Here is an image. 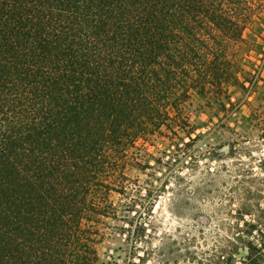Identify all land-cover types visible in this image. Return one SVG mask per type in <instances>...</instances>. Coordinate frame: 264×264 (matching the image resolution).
<instances>
[{
  "label": "trees",
  "instance_id": "16d2710c",
  "mask_svg": "<svg viewBox=\"0 0 264 264\" xmlns=\"http://www.w3.org/2000/svg\"><path fill=\"white\" fill-rule=\"evenodd\" d=\"M263 4L0 0V264H93L121 154L224 91Z\"/></svg>",
  "mask_w": 264,
  "mask_h": 264
},
{
  "label": "rangeland",
  "instance_id": "374dc122",
  "mask_svg": "<svg viewBox=\"0 0 264 264\" xmlns=\"http://www.w3.org/2000/svg\"><path fill=\"white\" fill-rule=\"evenodd\" d=\"M232 54L221 94L193 90L180 126L121 154L93 264H264V4Z\"/></svg>",
  "mask_w": 264,
  "mask_h": 264
}]
</instances>
